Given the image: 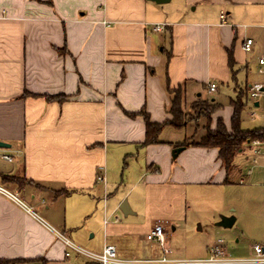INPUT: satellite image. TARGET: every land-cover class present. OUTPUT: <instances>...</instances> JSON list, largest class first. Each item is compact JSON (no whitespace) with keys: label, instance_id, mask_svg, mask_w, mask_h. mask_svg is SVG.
Instances as JSON below:
<instances>
[{"label":"crops","instance_id":"1","mask_svg":"<svg viewBox=\"0 0 264 264\" xmlns=\"http://www.w3.org/2000/svg\"><path fill=\"white\" fill-rule=\"evenodd\" d=\"M262 57L264 0H0V141L15 157L13 165L0 162V183L89 250L111 244L121 258L197 260L170 250L194 193L232 187V174L241 187H264V143L244 149L228 173L218 148L191 146L173 158L182 141L163 138L164 129L160 144L143 145L142 112L154 123L171 120L172 90L181 87L184 105H222L211 129L222 120L231 131L235 86L264 84L248 79L260 73ZM59 95L67 99L45 97ZM248 106L264 114V96H249ZM125 203L128 215L120 210ZM156 224L166 227L168 253L146 238ZM65 252L36 218L0 195V260L95 264ZM190 252L202 254L197 246Z\"/></svg>","mask_w":264,"mask_h":264},{"label":"rangeland","instance_id":"2","mask_svg":"<svg viewBox=\"0 0 264 264\" xmlns=\"http://www.w3.org/2000/svg\"><path fill=\"white\" fill-rule=\"evenodd\" d=\"M239 79L245 84L246 75H241ZM248 79L249 82H255L264 79V74L259 72L254 75L250 74ZM226 93L229 96L232 95L229 90ZM225 99L228 98L225 97ZM193 104L190 106L185 104L182 107L184 118L181 124L183 127L165 126L164 133L161 135L163 138L182 142L185 138L197 141L205 135L208 129H211V117L208 118L194 111ZM263 124L262 109L253 108V111L247 109L243 113L241 125L244 130L263 128ZM247 147L244 146L243 150ZM252 158L248 164L254 169L256 165L253 164ZM232 175H234L235 182L232 187H220V189L213 190L199 187L198 192L194 193L193 210L189 212L188 221L179 225L176 238L170 245V250L175 255L177 253V256L182 258L203 259L206 258V248H213L222 240V246L232 258L246 259L254 256V245H264V187L248 188V185L241 187L238 185L237 175ZM243 178L247 181L253 180V177ZM232 217L236 218L233 227H221L220 224L224 219ZM195 246L200 247L202 254L191 255L190 251ZM185 250L188 253H185Z\"/></svg>","mask_w":264,"mask_h":264},{"label":"trees","instance_id":"3","mask_svg":"<svg viewBox=\"0 0 264 264\" xmlns=\"http://www.w3.org/2000/svg\"><path fill=\"white\" fill-rule=\"evenodd\" d=\"M229 67L233 73V80H236L235 67L236 62L232 50H228ZM237 91V97L231 99L230 103L234 109V114L231 119V131L227 129L222 120H219L215 130L208 129L204 136L197 141H191L185 139L182 143L176 145V147L188 148L191 146L202 148H218L219 158L222 161L226 171L229 173L234 165V160L237 155L243 151L244 146H249L255 142L264 143V128H258L253 130H244L242 128V116L248 109L250 90L248 86L241 87L238 84L235 86ZM174 95L170 114L172 119L162 124L154 123L150 121L148 113L142 112L146 123V140L143 145L160 144L159 139L165 126H172L174 128H181L182 119L184 118L182 107L184 105V92L181 87L172 90ZM24 97L30 96L28 92L23 94ZM32 96V95H31ZM48 101L63 102L67 99L64 95L59 96H45ZM255 107V105H254ZM222 108V105L212 100H198L193 104V109L196 112L206 115L210 118L212 114ZM135 114H130L134 116ZM6 182H14L18 187H21L20 180L4 178ZM69 193V191H60L56 195H63ZM20 260H0V264H18Z\"/></svg>","mask_w":264,"mask_h":264},{"label":"built area","instance_id":"4","mask_svg":"<svg viewBox=\"0 0 264 264\" xmlns=\"http://www.w3.org/2000/svg\"><path fill=\"white\" fill-rule=\"evenodd\" d=\"M221 19L223 22L226 21V14L221 13ZM163 26H156L155 31H159ZM254 47V40L248 38L243 45L245 52H251ZM259 65L261 66L260 73L264 74V57L259 59ZM217 90L216 84H211L209 86V92L214 93ZM264 96V84L255 85L250 90V97L253 100H257L260 96ZM254 114V113H253ZM258 144V142H255ZM0 152V162H4L8 165L14 164V154L10 151H7L8 148H4ZM98 181L103 182L104 177L100 174L98 176ZM0 195L10 200L22 210L27 212L36 218L50 233H52L57 240L62 242L66 247L65 256L69 258L72 254L79 255L88 259L89 261L95 264H264V245H254V256L246 259H236L232 258L227 250L222 246L223 241L220 240L218 245L213 247L210 251L208 257L197 260H187V261H178V260H169L167 258L159 260H146V259H130V258H121L118 255L117 247L111 244H106L102 251L96 252L89 250L80 244L74 242L61 230L54 227L44 219L40 218L31 207H29L19 196L18 193L12 191L4 184L0 183ZM147 240L156 243L159 245L165 253L169 252L168 248V236L166 227L162 224H156L151 231L146 236Z\"/></svg>","mask_w":264,"mask_h":264},{"label":"water","instance_id":"5","mask_svg":"<svg viewBox=\"0 0 264 264\" xmlns=\"http://www.w3.org/2000/svg\"><path fill=\"white\" fill-rule=\"evenodd\" d=\"M149 1H154L156 3H164L165 1L167 0H149ZM255 106L257 107L258 104L256 103ZM0 148H10V144H7L5 142H1L0 141ZM184 148L183 147H178V148H175L172 152V156L173 158H176L178 156V154L183 150ZM120 210L125 214V215H128V206L125 204H122V206L120 207ZM235 223V218L232 217V218H226L223 220V222L220 224L221 227H226V228H230L234 225Z\"/></svg>","mask_w":264,"mask_h":264}]
</instances>
